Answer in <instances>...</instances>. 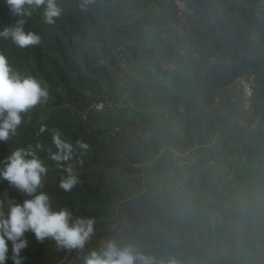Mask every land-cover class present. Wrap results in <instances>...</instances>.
<instances>
[{"label": "trees", "instance_id": "1", "mask_svg": "<svg viewBox=\"0 0 264 264\" xmlns=\"http://www.w3.org/2000/svg\"><path fill=\"white\" fill-rule=\"evenodd\" d=\"M56 2L62 13L54 23L48 24L43 19V7L29 8L30 16L19 17L12 14L6 0H0V31L24 19L25 32L32 31L40 37L38 44L26 48L0 37V54L15 71L36 78L48 93L47 99L23 114L17 134L8 142L0 141V161L16 147H31L46 166L48 177L53 179L48 181L47 178L48 182H44L43 177L40 189L49 195L52 208H66L74 217L93 218L101 235L107 234L109 225L115 223L114 231L108 233L107 238L113 236L117 243L132 241L146 253L175 256L182 264H264V204L261 198L264 172L263 181L248 180L260 174L257 165H264V150L257 148L261 142L253 138V150L254 144L244 146L243 143L242 148L234 146L235 140H239L237 133L224 139L222 144H218L215 137V126L224 120L222 113L227 105L245 100L242 88H233L222 109L204 112L216 88L227 82L228 71L243 72L246 79L252 75L254 84L247 101L263 128L264 0H223L219 6L220 14L213 19L202 10L212 0H187L188 6L202 14L191 33L192 46L179 39L173 23L166 32L169 33L167 44L173 48L171 52L182 60L185 57L191 68L184 71L178 65L170 70V85L179 84L180 91L164 83L159 86L160 93L151 99L159 106L167 107L168 117H172L158 116L154 126L142 127L147 121L142 108L138 126L144 138L140 136L138 142L121 151L117 150L116 138L108 137L100 125H119V117L113 115L129 109V104L110 112L117 113L113 115L95 112L93 116V110L87 109L84 124L80 123L78 114L75 126L81 135L72 132L71 141L61 135L62 128H70V125L63 123L51 128L50 119L55 110L69 108L72 117L77 118L75 114L84 110L91 98L107 97L124 102L114 91L107 95L95 87L96 83L85 84L79 67L68 57V54L82 55L76 48V40L90 43L101 40L103 47L107 45V38L99 32L101 30L93 19L90 29V17L92 12L99 14V21L107 22L108 29H115V3L109 0ZM107 33L111 37L110 32ZM215 51L229 55L233 61L231 67L214 65L203 69L205 58ZM115 52L117 55L111 54L109 63L120 74L124 69L116 64L118 54L127 59L126 52L124 48H115ZM69 72L74 73L76 83L69 80ZM87 89L93 91V96L87 94ZM48 104L55 109L52 117L41 119L38 114ZM71 106L75 110L71 111ZM53 133H58L63 141L72 145L73 154L78 150L77 164L72 165L78 183L71 191L61 189L59 181L66 175L64 169L71 164L73 155L70 161L57 162L50 158V153L57 151L52 141ZM80 143L87 147H79ZM84 157L88 162L85 166ZM220 158L228 166L222 181L214 176ZM108 170H114L113 174L109 175ZM231 174L236 177L234 181L230 180ZM218 183L222 187L220 190ZM110 185L116 191L108 189ZM228 186L233 192L226 189ZM5 192L17 201L22 202L25 198L0 179V196ZM115 203H119L117 208ZM121 213L123 217H120ZM30 233L24 237L29 241L20 253L22 264H55L56 257L62 259V252L57 250L54 241L52 252L46 254L39 241L28 236ZM245 233L249 236H242ZM97 246L98 243L88 244L81 255L70 256L66 264H81L80 257ZM11 255L9 242L5 264H13Z\"/></svg>", "mask_w": 264, "mask_h": 264}, {"label": "clouds", "instance_id": "2", "mask_svg": "<svg viewBox=\"0 0 264 264\" xmlns=\"http://www.w3.org/2000/svg\"><path fill=\"white\" fill-rule=\"evenodd\" d=\"M6 4L12 14L19 17L30 16L29 8L43 7V19L48 24L54 23L62 13L56 0H6ZM24 23V19H19L15 26L5 27L0 31V37L10 39L20 48L38 44L39 35L25 32ZM47 95L46 88L36 78L15 71L7 58L0 54V141L8 142L15 136L23 122V114L47 99ZM52 141L57 151L51 152L50 158L57 162L70 161L72 145L63 141L58 133H53ZM0 165V179L25 197L21 202L7 192L0 196V264H5L8 259L9 242L13 264H22L20 253L27 247L24 237L28 232L39 242L54 241L57 250L82 251L94 235L95 220L74 217L66 208H52L49 195L40 190L47 168L33 149L16 147L0 161ZM64 171L66 175L60 179L59 187L71 191L78 183V177L70 163ZM80 260L81 264H182L175 256L146 253L132 241L120 244L114 238L101 240Z\"/></svg>", "mask_w": 264, "mask_h": 264}, {"label": "crops", "instance_id": "3", "mask_svg": "<svg viewBox=\"0 0 264 264\" xmlns=\"http://www.w3.org/2000/svg\"><path fill=\"white\" fill-rule=\"evenodd\" d=\"M109 1L115 3L116 6L114 16L115 29H108L107 22L99 21L98 18L101 16L94 12L91 13V21L89 24L91 29L92 19L95 21L98 25L97 27L101 30L99 32L107 38V45L103 47V42H101V40H94L92 43L89 41L73 40L76 48L82 51V55L68 54V57L73 65H83V71L79 69V72L81 71L80 74L83 76L85 84L94 82L96 83L95 87L99 88L101 92L107 95L109 92L114 91L116 94L120 95L119 100L124 101V106L129 104V109L123 113L118 112V115H113L117 114L114 112L110 113L114 117H119V126L121 130L119 139H117V144L121 143L117 150L121 151L138 142L140 136L144 138L138 126L139 113H141L142 108L147 114V121L142 124V127L148 124L154 126L158 116H166L169 119L172 117V115L168 117L167 107L159 106V103L153 102L151 99L153 96H157L160 93V85L164 83L170 85V70L181 65L184 71H188L191 66L188 64V60L185 57H183L182 60L179 58L178 54L171 52L173 48H170L167 44V35L169 33L166 32V29L174 20L173 9L170 3L166 0ZM177 3L179 5H187V0H178ZM221 3H223V0H212V2H207L202 10L210 19H213L220 14L219 6L222 5ZM105 28H107L108 31H105ZM107 32H110L111 37L106 35L108 34ZM101 46L103 47V50L101 49L102 51H100ZM115 48H124L127 57V68L120 72V74L117 72V79H115L117 81L111 78L112 66L110 65L111 63H109L111 54L117 55ZM179 52L181 53V51ZM96 70L101 72L99 73L103 80L101 84H99L96 81L97 78L93 76V72ZM86 73H88L90 77H87L85 75ZM170 86L174 89L176 87L175 90L177 91L181 90L179 84ZM87 90V94L93 96V91ZM242 96L245 99L243 102L227 105L225 111L222 113L224 120H222L221 125L215 126V137L219 140L218 144H222L224 139L229 138L234 133H237L239 138V140H235L234 146L240 145L242 148L243 143L244 146L247 143L250 145L254 144L253 136L256 135L254 131L259 129L261 124L259 122V117L254 116L252 113L253 108L247 101L248 97H246L245 93H243ZM92 99L93 98H91V100ZM72 108V111L75 110L73 106ZM153 113L157 115L154 116ZM91 115L94 116L95 112L91 111ZM226 118L227 120H225ZM201 124L203 125L202 122ZM197 127L199 129V124ZM203 129L202 126V130ZM79 135H81V132ZM261 135L258 136L260 137ZM216 139L214 138V144L216 143ZM237 141L241 142L239 143ZM188 150L189 148L185 150V153H187ZM248 153H250V150H248ZM99 167L100 166L97 168ZM113 171L114 170H108V174H112ZM228 191L233 192L231 189ZM261 198L263 202L264 194ZM109 226V230L114 231L115 224L112 223ZM111 238H113V236H111ZM60 259L61 258L57 259L56 257L54 260L60 261Z\"/></svg>", "mask_w": 264, "mask_h": 264}, {"label": "built area", "instance_id": "4", "mask_svg": "<svg viewBox=\"0 0 264 264\" xmlns=\"http://www.w3.org/2000/svg\"><path fill=\"white\" fill-rule=\"evenodd\" d=\"M173 9L174 21L173 27L175 29L176 35L181 39L184 44L192 46L191 42V33L192 30L197 27V24L202 19V14L200 12H196L192 7L188 5H179L177 3L178 0H166ZM233 61L229 55L224 54L220 51H215L213 54L205 58L202 63L203 69H208L214 65H224L225 67H231ZM116 64L121 68H126V59L123 54H118V59ZM254 84L252 80V75L246 79L243 72L234 73L231 70L228 71L227 82L219 85L215 93L213 95L212 101L209 105L205 107L204 112H210L212 109H222L225 100L228 96L232 95L233 88H242L243 93H245L246 97H249L252 93V85ZM232 99H235L232 96ZM124 106V103L121 101L110 100L109 98H96L89 101V104L86 106L84 110L79 111V117L81 122H85L87 120L86 110L90 109L94 112L106 114L110 113L114 110L120 109ZM180 110H183V105H180ZM100 128L105 132V134L110 138H116L120 134L121 127L119 125H113L111 127H106L105 125H100ZM110 229V228H109ZM111 231L109 230L108 233ZM107 234H100L98 227L94 225V235L87 243H98L107 239ZM86 245V246H87ZM85 246V248H86ZM85 248L80 251H69V250H59L62 252V259H60V263L66 264V260L70 259L72 255H81ZM56 250V249H55ZM57 264V263H56ZM59 264V263H58Z\"/></svg>", "mask_w": 264, "mask_h": 264}, {"label": "rangeland", "instance_id": "5", "mask_svg": "<svg viewBox=\"0 0 264 264\" xmlns=\"http://www.w3.org/2000/svg\"><path fill=\"white\" fill-rule=\"evenodd\" d=\"M229 1H231V0H229ZM79 67V69L80 70H82L83 71V69H84V67H83V65H80V66H78ZM106 67H108V66H106ZM111 71H112V75H111V78L112 79H114V81H117V80H115V79H117V70L116 69H114L113 67L111 68ZM116 71V72H115ZM81 72V71H80ZM99 73H101V72H99V70H96L95 72H93V76H94V78H97L96 79V81L99 83V84H101V83H103V80H102V76L99 74ZM74 74V73H73ZM72 74V72H69V73H67V75H68V77H69V80L71 81V82H74V83H76V79L74 78V75ZM87 77H90L89 75H88V73H86L85 74ZM92 91L91 89H88L87 91ZM43 104H44V102H43ZM55 106H57V105H55ZM38 107H40V106H38ZM51 109H52V106H50L49 104L48 105H46V106H44V108H43V110L38 114L39 115V117L42 119V118H45V117H47V118H50V117H52V114L51 113H53V111L55 110V109H52V111H51ZM72 106H71V111H72ZM73 114V113H72ZM78 114H79V111H78ZM75 115H77V114H75ZM76 116H73L72 117V115H71V112L69 111V108H66V111H63L62 109L59 111V110H55L54 111V113H53V118L52 119H50V123H51V128L52 129H55L56 128V126H62L63 125V123H66V124H68V125H70V128H65V126L62 128V130H61V135H62V137H67L68 139H69V141H71L72 140V137H71V135H72V132H77V133H79L78 132V130H77V127L75 126V121H76ZM79 120V119H78ZM82 121V120H81ZM77 122V121H76ZM81 124H84L83 122H80ZM67 127V126H66ZM254 133L256 134L255 136H253V138H254V140L255 141H258V142H261V144H259V145H257V148H260V149H262V150H264V147H262V146H264V123H263V128L262 127H260L259 129H257L256 131H254ZM262 133V135L259 137L258 135L259 134H261ZM50 135V134H49ZM117 139H119V136H118V138L116 137V141H117ZM121 143V142H120ZM120 143H118L117 144V149L119 148V146H120ZM80 145H81V143H80ZM80 145H79V147H80ZM254 148H255V144L253 145V150H254ZM78 152V150H75V153L73 154V158H72V161H71V165H76L77 164V153ZM88 164V162H87V160H86V158L84 157V159H83V165L85 166V165H87ZM79 165V164H78ZM227 163L226 162H224V160H223V158H220L219 159V164H218V169H217V172H216V174L217 175H214V176H218V177H220L219 178V180H223L224 179V173H225V170H227ZM256 168L257 169H260V171H259V173L260 174H258V172L257 171H250V173L252 174V173H256V174H258V176L257 177H251L250 179H248V180H251V179H254V180H256V181H263V179H262V172H264V165H257L256 166ZM114 172V171H113ZM115 172H116V170H115ZM113 174V173H112ZM48 175L49 174H46V175H44V182H48V181H53V179H52V177H48ZM47 178H49V180L48 181H46L47 180ZM234 179H236V177L234 176V174H231V176H230V180L231 181H234ZM250 183H251V185H253L254 184V182H252V181H250ZM250 185V186H251ZM218 186H219V188H217V189H222V187H221V185L218 183ZM108 189H111V191H116V188L114 187H112L111 185L108 187ZM118 189V188H117ZM226 189H231L232 190V188L230 187V186H228ZM41 191H44V190H41ZM103 191L104 192H106V190L105 189H103ZM50 201H51V199H50ZM263 204H264V201H263ZM116 208L119 206V203H115V205H114ZM121 215L122 216H120V217H123L124 216V214L123 213H121ZM240 220V219H239ZM115 224V223H114ZM116 225V224H115ZM132 227V226H131ZM115 228V227H114ZM112 232V231H111ZM29 233V232H28ZM31 235V237L32 238H35V236H34V234H32V233H30V234H28V236H30ZM242 236H249V233H245V235H242ZM251 238H252V236H251ZM27 241H29V240H27ZM31 245H32V241H30L29 242ZM40 243V245H42L43 246V248H44V253H46V254H48V252L49 251H51L52 250V244H53V241L52 240H50V239H48V240H45L44 242H39ZM36 242H35V247H36ZM52 252V251H51ZM37 254H35V255H33L34 257L36 256ZM33 261V260H32ZM32 261H31V263H32Z\"/></svg>", "mask_w": 264, "mask_h": 264}]
</instances>
